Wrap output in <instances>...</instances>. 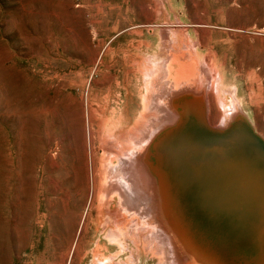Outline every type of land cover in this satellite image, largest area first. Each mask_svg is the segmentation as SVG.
Masks as SVG:
<instances>
[{
  "label": "rangeland",
  "instance_id": "374dc122",
  "mask_svg": "<svg viewBox=\"0 0 264 264\" xmlns=\"http://www.w3.org/2000/svg\"><path fill=\"white\" fill-rule=\"evenodd\" d=\"M208 93L216 124L234 122L237 100L264 137V0H0V264H169L156 240L145 245L157 222L118 192L105 195L120 160L102 152L103 121H119L116 148L133 156L144 144L125 139L136 122L146 127L163 106L200 109ZM211 134L188 132L206 153L193 192L201 207L209 198L228 206H209L208 221H241L222 252L264 264V149Z\"/></svg>",
  "mask_w": 264,
  "mask_h": 264
},
{
  "label": "bare ground",
  "instance_id": "6f19581e",
  "mask_svg": "<svg viewBox=\"0 0 264 264\" xmlns=\"http://www.w3.org/2000/svg\"><path fill=\"white\" fill-rule=\"evenodd\" d=\"M217 77H218L217 78V84H218L217 88L218 90L221 89L220 93L222 94L223 90L225 91L227 89L226 88L224 89V86H222V75L218 74ZM212 79L214 80V77ZM226 87L228 88V86ZM229 90L227 91L229 92ZM232 91H234V89ZM209 96L210 95L208 93V96L206 97V101H205L206 104L203 105V103L201 102L197 103V106H199L200 109L193 108L190 105L186 104L187 106L185 107L181 106V108H178L177 110L176 109L177 105H174L175 112L174 111L171 112L172 109L169 110V108L171 107L167 108V106H163L164 108L162 107L159 112H154L148 115L149 120L146 122L147 123L146 127L144 126L145 124L144 121L141 126H140L141 122L140 123L136 122L134 124L135 126L134 130L138 132L141 131L140 134H137V132L134 130L128 131V133L125 134L126 136L125 139L127 141L130 140L136 144L144 143L139 148L137 147L134 148V149L136 148L137 149L134 152L132 151L133 156L128 155V153L126 154L125 152L118 151L116 148L118 145V143L116 145V141L118 140L117 136L121 137L122 135L118 133L117 130H114L115 128H117L116 126L119 125L118 124L119 121L114 120L112 116L105 118V121H103V126H104V129H102L103 132L106 130V128H109L111 130L110 132L111 134H107V135L105 134L107 136L105 137L106 138L105 141L103 142L101 141L103 143L102 152L104 151L106 155H110V156H112L113 154H117L120 160V165H119L120 173L118 172L120 174V178L117 180V184L112 183V186L106 187L104 189L105 195L107 196V195H110V193L112 192H116V193L118 192L117 194H119L120 198L123 199V202L126 203L127 208L128 207L134 208V209L139 208L141 209L139 210V215L142 218L149 215L151 218H153L152 221L154 220V222L155 221L157 222V224L155 223L156 226L151 228L150 231L148 229L149 233H147V235L144 236V239H146L145 245L149 246L150 244H152V242H154V240H156L158 244V248L160 250H163V252H165L164 257L166 261H168L169 264H235V263L236 264H247V262L250 263L249 261H247L248 260L247 258H244V260H241L239 258L240 256H237L238 259L236 260L235 258H232L229 255H225L224 254L225 252L220 247L221 246L220 244L227 246L224 243L226 242L225 239L231 238L230 237L231 231H232L231 223H237L238 225L237 224L235 225L238 227L239 225H241V221L234 222V219L231 218L229 223L222 225L219 222H217L215 218H214V221H208L206 216L204 217V213H209L213 216L212 214L213 209L209 206H212L214 208H219V209H224V208L226 209L228 206L223 205L222 202L221 203L217 202L215 204L212 200H210V198L209 200H206L207 203L205 202L204 207H201V205H199L202 199L198 200V197L195 196L192 185L199 183L201 180V169L203 165V161L201 158L206 153H204V151L201 153L202 147L200 146V142H197V140L195 141L193 138L192 140H189V138L192 135H188V132L189 134L193 133L194 135H198L201 132L205 135H210L212 133L211 136L217 137V138H222L221 137L222 135H225V136L228 135V138L230 139L242 138L245 140V142L247 140L250 142H253L257 146H260L262 149H264V137L255 129L249 117L247 121L244 113L240 111L241 109L239 110V107H238L239 102H237L235 98L233 99L235 101H233L232 104L229 105L230 113L228 114V117L229 116L235 117L234 122L231 125L228 124L227 121L216 124V121H217L215 118L216 116H213V114L215 113L213 114L209 113V108H211L210 106L215 107L216 105L214 106V103L212 102L213 99L210 100L211 102L209 101ZM162 97L160 96L161 99ZM202 97L203 96H201V99ZM209 102L211 103V105H209L210 104ZM155 106L156 108H158L159 103H158V106L157 105ZM226 108L227 107H225V110ZM215 109H217V106ZM218 112H219V116L221 117L223 113L221 114L220 109ZM110 113L113 116L116 115L114 112H110ZM223 120L224 119H222L221 121ZM204 122L207 124V127L204 125ZM168 130L170 131V133H168ZM88 132H89L90 142H95L98 139V136L93 128V123L91 122V119L88 123ZM162 132H165V133L162 134ZM198 137L200 136L198 135ZM223 141H225V139ZM128 143L131 144V142L129 141ZM51 145H52L51 138H49L48 136L46 138H43L44 156H43L42 161L46 162V164L49 163V161H51V163L54 161L53 160L54 156L47 151L48 148L51 147ZM258 153H261V152H258ZM263 155L261 154L262 157ZM257 156H260V155H257ZM103 157L105 156L103 155ZM253 157L254 156H252V159ZM234 162L236 163V161ZM254 163H257V161ZM246 164L247 163L244 162L242 167L237 166L238 168H241L240 169L241 178H245L246 176H248V169H247L248 167ZM257 164L261 165L259 163ZM117 167L118 166H115L113 168L116 169ZM229 167L233 168L231 163L225 164V169L223 170L220 168V171L221 170L223 172L225 171L224 174H227L230 170ZM218 174H220V172ZM262 174H264V172ZM232 175L234 176V174ZM235 176H236V173H235ZM231 179L234 182L233 177ZM258 179L260 181V177ZM247 186H250V185H247ZM180 190L185 191L184 199L180 197L181 196L179 193ZM262 196L260 197L262 198ZM243 202L247 204L245 200H243ZM263 202H262V205H263ZM221 214H222V211L219 210V213L217 214V216H220ZM133 220L135 221V219ZM244 224L245 222L243 223V225ZM240 227L242 228V225ZM146 228L147 227H145V229ZM137 235L138 237L140 236L139 234ZM142 243L144 244V241Z\"/></svg>",
  "mask_w": 264,
  "mask_h": 264
}]
</instances>
